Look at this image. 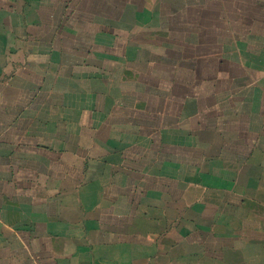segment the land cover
<instances>
[{"label": "crops", "instance_id": "0c3cea01", "mask_svg": "<svg viewBox=\"0 0 264 264\" xmlns=\"http://www.w3.org/2000/svg\"><path fill=\"white\" fill-rule=\"evenodd\" d=\"M0 264H264V0H0Z\"/></svg>", "mask_w": 264, "mask_h": 264}]
</instances>
